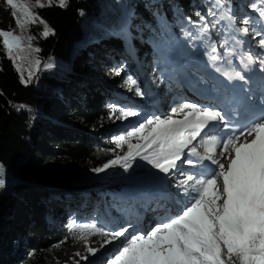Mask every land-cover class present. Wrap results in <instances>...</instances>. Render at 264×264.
<instances>
[{"label":"trees","instance_id":"16d2710c","mask_svg":"<svg viewBox=\"0 0 264 264\" xmlns=\"http://www.w3.org/2000/svg\"><path fill=\"white\" fill-rule=\"evenodd\" d=\"M202 3L209 14L210 10L214 12L211 0H202ZM57 5L58 0H54L51 7L34 10L54 34L43 38L41 32L44 26L39 23L31 25L30 30L35 37L33 47L40 51L29 53L25 50L27 62H16L22 71H17L16 64L7 57L3 38L0 37V166L5 179V185L0 187V241L5 239L4 224L10 201L13 197L19 200V197L27 195L29 198L30 192L34 195L31 196L33 205L30 208L24 206L31 227L27 254L15 264H43L45 255L56 246L71 248L83 241L73 238L76 225L71 223L51 230L43 218L44 213H39L41 207L38 203L39 198L49 197L48 191L44 190L39 195L25 188L29 180L39 183L43 180L31 164L34 152L43 150L42 155L52 159L50 180L55 185L90 180L93 185L105 184L110 189L105 195H111L109 191H118L117 187L137 179L140 166L147 163L136 157L127 171L119 164L103 172L93 171L115 159L117 154L123 156L128 149L127 145H123L121 148L104 150L105 145L99 141L104 138L98 139L97 136L118 123L115 117L110 119L113 107L110 95L95 91L94 85L88 82L79 84L81 92L76 94V90L67 83L70 77L74 83L78 84L79 81L77 77L71 76L70 68L76 63L77 71L92 75L98 64L96 55L105 49L109 50L108 55L112 56L114 62L122 60L120 55L128 44L127 26L139 28L146 40H136L134 46L139 52L150 55L153 48L167 47L171 35H178L183 25L197 27L201 21L196 15L200 11L198 0H163L162 17L168 28L163 26L158 16L144 7L141 0H67V7L60 8ZM34 57L41 61L39 67L30 63ZM45 63H51L52 67L45 68ZM30 68L33 72L31 80L22 83L21 76L27 80ZM67 93L75 97L82 95L81 100L77 98L74 101L71 118L88 129L89 135L65 129L56 118L59 111L69 113L66 104H63V96ZM42 129L53 137L52 144L57 149L45 150L44 146L37 150L33 148L34 139ZM14 181H17V185L22 184L19 187L12 186ZM59 197L62 205L57 210L62 214L69 208L70 201H65L71 195Z\"/></svg>","mask_w":264,"mask_h":264},{"label":"snow or ice","instance_id":"6c2138e0","mask_svg":"<svg viewBox=\"0 0 264 264\" xmlns=\"http://www.w3.org/2000/svg\"><path fill=\"white\" fill-rule=\"evenodd\" d=\"M53 2L6 0V4L13 9L11 14L16 26L22 32L27 30V25L39 23L44 26L41 36L45 38L54 32L33 8L51 7ZM225 3L226 0H215L217 7H223ZM57 6L67 7V0H58ZM250 7L258 12L260 22L264 25V0H253ZM210 14L216 15L211 10ZM196 15L201 21L205 20L200 12ZM224 19L228 21L227 28L218 30L217 34L234 29L243 36H259V47L264 49V33L256 27L250 28L249 25L253 23L250 19H243L244 27L234 28L236 18L231 13L230 4L216 22ZM208 32V24L200 25L197 38H207L205 46L210 51L205 54L215 64L217 56L212 53L216 51V44L211 42ZM0 37L3 38L7 56L14 64L22 59L19 53L25 50L29 53L40 51L33 47L35 37L31 35L25 38L11 30H0ZM232 39L237 45L244 43L236 36ZM234 54V49L225 53L224 62L231 65ZM256 58L251 53H244L241 62L252 63ZM258 58L264 65V56ZM30 63L39 67L41 61L34 57ZM16 67L17 71H22L19 64ZM44 67L51 68L52 64L45 63ZM216 71L220 72L222 68L217 67ZM116 74L119 75V71ZM32 75L30 68L28 79L25 80L22 75L21 82L28 83ZM228 78L245 79L240 72H234ZM126 83L134 85L135 82ZM136 93L142 95L138 87ZM172 112V115L163 118H150L126 135L115 137L113 142L116 147L127 144V152L123 156L117 154L115 159L93 171L103 172L117 164L127 171L136 157L166 175L178 171L180 164L198 167L199 172H181L176 181L175 186L190 197L189 203L179 214L156 224L147 234H136L127 239L125 234L128 227L108 231L95 223H89L76 225L73 238L83 240L86 250L94 254L97 249L87 247L90 236L105 237L101 247L124 237L125 243L108 264H264V117L246 125L243 130L231 128L232 134L224 139L218 132L208 134L213 122L225 121L220 111L195 103H183ZM137 115L136 111L116 109L115 106L110 111V119H126ZM180 115L182 119L174 118ZM133 137L137 140L135 144L131 143ZM198 138L199 143L194 145L193 142ZM205 161L216 167L209 170ZM3 176L4 170L0 166V187L5 185Z\"/></svg>","mask_w":264,"mask_h":264},{"label":"rangeland","instance_id":"374dc122","mask_svg":"<svg viewBox=\"0 0 264 264\" xmlns=\"http://www.w3.org/2000/svg\"><path fill=\"white\" fill-rule=\"evenodd\" d=\"M141 1H142V3H144V7H146L149 11H151L154 15L158 16L161 19V21L163 20L161 10L158 9L160 4H161V0H141ZM237 1L240 2L241 0H237ZM242 1H245V0H242ZM30 2L34 3L35 0H30ZM42 2L46 3L47 0H42ZM226 3H228L227 0H226ZM156 5H158V6H156ZM36 9L37 8H33V11ZM239 9H240V11L238 12L239 14L245 13L246 18L250 19L251 21L253 20L254 13H255L254 9H252L250 6H246V5H244L243 8L239 7ZM12 11H13V9L11 8V6L6 4V0H0V30H2V29L11 30L14 32V34L21 35L25 38L29 35L33 36V34L31 33V30H30L32 24L27 25L26 26L27 30L22 32L16 26L15 18L11 14ZM231 12H233V10H231ZM219 14L223 15V11H222L221 7H219ZM205 16H206L205 23L208 24V26H209L208 35L211 37V41H212L213 37L216 35L218 37H220V39H219L220 41H221V38L223 41L224 38L221 36V34H217L215 31L216 30L215 26H217V25L223 28V25L220 22L221 20H219V23H217L216 21L219 18H213V17L211 18L206 13H205ZM241 20H243V19H241ZM163 26H166V24ZM130 28H131V31H133L134 37H136L137 40H139L140 42L145 40V37H144V35L141 34V31L139 30V28L134 27L133 25ZM237 28L239 29V26ZM190 31H191V34L194 36L192 41L195 40V41L205 42V40L207 39V38H205V39L197 38V37H199L200 34H196L197 32H199L198 29H196V28H192ZM188 39L189 38H187V37L185 38V40H187V41H188ZM34 41H35V39L32 41V43H34ZM24 43L27 44L26 39H25ZM179 45L180 44H178V46ZM129 46L130 45H128V44L125 45V48H126L125 51L132 50L131 47H129ZM188 46H190V45H188ZM121 47H122V45H121ZM81 48H83V47H81ZM121 49H123V48H121ZM175 50L176 49H174L173 51H175ZM184 52H186V48H184ZM108 53H109V50L105 49L100 54H98V59H99L98 61L101 62V67H100V69H96V71H94L91 76H87L88 74H82L79 71H77L76 68H78V66L76 63H74L72 70L74 72L73 74H75V77H77L79 80L78 84L74 83L71 80L72 77H70L67 80V83L72 87V89L76 90V92H75L76 94H80V92H81V89L78 87L79 84L88 82L89 84L94 85V89L96 91L105 90L104 93H109V95L114 99V103H115L114 106H116L118 109L133 110V111H136L138 113L137 116L128 117L126 119H117V120H119L118 125H116L112 129H110L104 135L99 134L97 136L98 139L101 137L104 138V139L99 140V141L103 142L102 143L103 145H105L106 148H104V150L110 149L111 147H116L115 143L113 142L115 137L120 136V135H126L127 132L138 127L139 124L146 122L150 118L156 117V115H155L156 113H155V111H153V105H152L151 101L147 99L144 92L142 91L140 82L137 81L135 79V77H133L132 75L128 79H126V77L121 76L120 74L117 75L116 74L117 70L114 69L113 64H112L113 59L111 57H109ZM122 53H124V51H122ZM19 55L22 57V59H20V61L27 62L26 51L19 53ZM95 61H97V60H95ZM78 65H79V63H78ZM127 75L129 76L130 74L128 73ZM146 79H148L147 82H149V81L151 82V79H149L148 77H146ZM130 81H134L135 82L134 85L131 83H126V82H130ZM137 87L140 89L142 95H137V93H136ZM159 91L160 92L163 91L162 87L159 89ZM78 96L79 97H75V95L70 94V93L65 94L63 96V104H66V108H67L66 111H68L69 113L67 114L64 111H59L58 114H56V118L59 119V121H60L59 123L62 126H64L65 129H68L69 131L74 130L73 132L80 133V134L83 133L85 135H89L90 131H88V129L81 126L79 123L74 122L71 118V115H72L71 110H73L72 108L74 107L75 102H76L75 98H79V100H81V98H82V95H78ZM167 99H168L167 96L163 95L161 97V99H159L156 102V105H158L160 103L165 104L168 101ZM169 106H172V105L171 104L165 105L164 111L165 110L166 111L165 112L163 111L166 116H167L166 107L169 108ZM174 108H177V105L172 106V109H174ZM118 114L119 113L117 112V115ZM165 115H158V116L163 118V117H166ZM181 117H182V115H180L179 118H181ZM43 131H44V129H42V131L39 132L38 136L35 137L33 148H35V150H37L41 146H44L45 150L57 149V147L52 144L53 137L51 135H47V133L43 132ZM131 143H133V144L137 143V140L135 137L131 138ZM126 145L127 144H125V146ZM42 153H43V150L40 151V153L34 152V154L31 156V164L35 167L37 172L41 175L43 180L40 183L36 182L33 179L29 180V181H27L28 185H25V188L27 187V189H32V190L36 191L37 194H39V195H41V193L44 190L48 191V193H49L48 198H42V200H40V198H39V200H38V203L41 207L39 210V213H42V214L44 213L43 218H45L46 223L48 224V227L53 228V227H58V225H62V223L65 221L64 217H62L61 215L57 216L55 213V208L57 207L56 198L64 195V194L62 195L59 193L64 192L67 195L71 194V196H73V195L76 196V195H78V193H81L80 195H83L84 192L88 193L89 190L91 191V193H93V191H94L93 189L97 190L98 188H92V186H91V189H89V187H86V184H87L86 181H78L77 183H81V185H79L77 187L60 185V184L55 185L53 183V181L50 180L52 159L50 157L42 155ZM36 154H38V155H36ZM225 163H227V162L225 161ZM183 171H184V169L181 170V172H183ZM177 173H178V171H177ZM138 183H140V182L138 181L137 183H132V186H135L132 189H136V190L140 189L141 186H144V184H145L143 182L142 184H139L138 185L139 187H138L136 185ZM11 185L19 187L21 185V183H19L17 185V181H14L11 183ZM94 186H97V185H94ZM130 187H131V184H130ZM86 188H88V189H86ZM102 188H104V187H102ZM72 190L74 192H78V193L72 194ZM91 193L89 192L88 194H91ZM31 196L34 197V195H32V192H30L29 198L27 195L24 197L23 196L19 197V200L17 197H15V199L13 197V200L10 201V204H9L10 210H9V213H8V216L6 219V224H4L5 239L3 241H0V264H15L17 261L21 260L25 254H27V243H28V237L30 235V228L31 227L29 226L28 217H27L26 213H24L25 212L24 206L30 208L31 205H33ZM19 202L22 204H20ZM175 202H176V199H175ZM176 203H178V202H176ZM184 204H186V203L178 204V210L176 212V215L182 211ZM105 208H107L109 211L108 205H105ZM105 216H106V214H105ZM103 217H104V215H102V214H100V216L98 218H95V220H93L91 218L87 219V220H83L81 217H78L77 219L80 222V223H78V225L95 223V224H97V226L103 227L105 230H108V231H115V230L120 229L119 227H117L113 224H109V220L107 221L108 218H103ZM125 219L120 221V225H119L120 227H122L123 225H127L124 222ZM73 222H76V221L73 220ZM129 225H131V227L127 226L129 228V230L125 234L127 239H130L133 235H136V233H132L133 230H136L135 225L134 224H129ZM150 230H151V227H149L146 232H142V233L147 234ZM140 232H141V230H138L137 234H139ZM104 239H105V237H101L100 235L90 236L87 240V247L95 248V249H97V251L94 254L86 251L84 253V257L74 258V259L72 258L70 260L62 259L61 254H72L75 248L86 246L85 242L81 241V242L73 245L71 248H67L63 245L56 246L54 249H52L50 251V253L45 255L43 264H87L89 261H94V260H96V262H95L96 264H108L109 260L113 259L114 256L116 254H118V251L120 250V248L125 243V238L122 237L117 242H112L110 244H106L103 247H101ZM89 245H91V246H89ZM115 247H117V249L113 250V249H115ZM103 253H105L106 256L103 255L104 257L102 256L97 261L99 256Z\"/></svg>","mask_w":264,"mask_h":264},{"label":"bare ground","instance_id":"6f19581e","mask_svg":"<svg viewBox=\"0 0 264 264\" xmlns=\"http://www.w3.org/2000/svg\"><path fill=\"white\" fill-rule=\"evenodd\" d=\"M219 39L220 38L218 36L213 37V42H215V44H216V51L217 52L220 51L218 45L222 43V39H221V41ZM207 50H209V49H207ZM207 50H205V52ZM205 52L202 53V56H205ZM215 52H213V53H215ZM193 54H194V52L191 50L190 52L185 54V56H183V59H187L190 61L191 55H193ZM197 55H199V54H197ZM175 91L182 96H188L185 93V91L182 88H180L179 86L175 87ZM181 104H183V103L177 102L174 105H177V108H179V106ZM166 109L168 110V107H166ZM163 111H164V107H163V105H160V107L157 108V111H155V113H156L155 115L156 116L165 115L164 112L166 110L164 112ZM182 118L183 117H181L180 119H182ZM193 143H194V145L197 144L196 141ZM185 155H187V152L185 153ZM182 169H184L183 173H194V172L200 171V169L198 167H192V166L188 165V166H185L183 168L180 166L179 167L180 171L178 170L179 174L176 171L171 175H166L164 173L159 172L158 170H155L152 173L159 175V177L162 178L164 185L168 184L172 189H177L175 185H176L177 179L180 177V173H181ZM149 191H152V190L148 184H144V186H141L140 189H137V190L132 189V191H129L130 196H133L135 198L138 197L140 199V203H138L139 207L134 209V214H130V216L127 217L124 222L126 224L132 223V222H134L135 224H138V230H141V232L146 231L148 229V227H151L150 225L152 223L159 222L161 220H164L165 217H168L170 215L174 216L176 214V207H175V203H174V201H175L174 198L172 199L170 196H167L164 199H158L154 204H152L150 202L149 196L147 194V192H149ZM179 192H182V191L179 189ZM183 199H186L188 201L190 200V198L188 196L187 197L185 195H179L178 196L179 202H184ZM119 225H120V222H119ZM89 246H91V245H89ZM86 251H87L86 246L75 248L72 254H61V258L64 260H70L72 258L73 259L74 258H82V257H84V253ZM77 253L79 255H77ZM103 255L106 256L105 253L101 254L99 256V258L97 259V261ZM95 262H96V260L89 261L87 264H94Z\"/></svg>","mask_w":264,"mask_h":264},{"label":"water","instance_id":"95a60500","mask_svg":"<svg viewBox=\"0 0 264 264\" xmlns=\"http://www.w3.org/2000/svg\"><path fill=\"white\" fill-rule=\"evenodd\" d=\"M75 184V183H74Z\"/></svg>","mask_w":264,"mask_h":264}]
</instances>
